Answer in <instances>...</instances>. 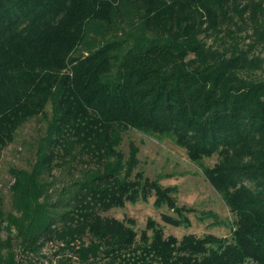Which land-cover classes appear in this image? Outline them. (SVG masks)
Instances as JSON below:
<instances>
[{
  "label": "trees",
  "instance_id": "obj_1",
  "mask_svg": "<svg viewBox=\"0 0 264 264\" xmlns=\"http://www.w3.org/2000/svg\"><path fill=\"white\" fill-rule=\"evenodd\" d=\"M37 116L34 162L10 168L13 211L0 199V264H43L48 243L60 264H264V0H0V157ZM130 128L172 136L201 166L235 214L230 237L177 239L152 219L137 235L103 215L154 195L177 212L163 222H188L174 188L133 173L138 146L118 148ZM62 165L77 173L53 197Z\"/></svg>",
  "mask_w": 264,
  "mask_h": 264
},
{
  "label": "rangeland",
  "instance_id": "obj_2",
  "mask_svg": "<svg viewBox=\"0 0 264 264\" xmlns=\"http://www.w3.org/2000/svg\"><path fill=\"white\" fill-rule=\"evenodd\" d=\"M112 33L114 34V32ZM112 33L106 34L105 37L116 38L121 36L119 33L112 36ZM204 40L213 47H217L219 43V40L212 35L204 37ZM247 42L246 39L241 45L245 47ZM96 45L95 40L85 43L77 49V53L82 54ZM254 54H259L258 48L254 50ZM50 108V105L46 108L48 116L50 115ZM46 126L47 120L44 116L29 119L18 128L14 140L2 150L0 157V199L3 203L4 214L13 211L10 185L14 179L10 173V168L30 169L35 160L36 146L44 136ZM131 140L138 146V164L133 173L141 171L150 179H157L163 187L174 188L175 191L172 194L176 198V204L178 207H184L181 213L183 217L188 219V222L180 226L163 222L161 213L177 216V212L168 208L166 204L156 206L153 203L154 195L147 200L126 202L121 207L111 208L103 212L104 216L115 217L124 221L132 219L133 228L137 235L146 227L148 219H152L163 229L165 236L172 235L177 239L187 233L199 237L205 234L230 237L236 218L235 214L230 211L221 196L210 184L201 166L188 158L186 150L177 145L172 136L130 128L123 132L122 141L118 147L125 156L128 151V142ZM216 160L217 155L214 154L205 157L202 161L211 166ZM76 173L74 169L66 165L55 167L53 175L56 176L57 182L52 186V196L55 197L61 187L66 185ZM5 225V216L0 215L1 239H5L8 235L4 228ZM150 232L151 230H148V233ZM11 234L15 235L14 229H11ZM15 242L13 238V249L18 252V246ZM58 245V243H48L43 247L42 254L47 256V258H43V264H48L47 260L49 259L52 264H60L57 256H53ZM76 262L77 260L73 258L70 264H76Z\"/></svg>",
  "mask_w": 264,
  "mask_h": 264
}]
</instances>
